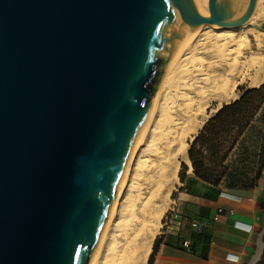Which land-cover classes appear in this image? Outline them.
<instances>
[{
    "label": "water",
    "instance_id": "obj_1",
    "mask_svg": "<svg viewBox=\"0 0 264 264\" xmlns=\"http://www.w3.org/2000/svg\"><path fill=\"white\" fill-rule=\"evenodd\" d=\"M260 0H0V264H92L166 67Z\"/></svg>",
    "mask_w": 264,
    "mask_h": 264
},
{
    "label": "bare ground",
    "instance_id": "obj_2",
    "mask_svg": "<svg viewBox=\"0 0 264 264\" xmlns=\"http://www.w3.org/2000/svg\"><path fill=\"white\" fill-rule=\"evenodd\" d=\"M195 1L207 13V0ZM245 83L255 87L264 83V7H258L243 25L206 24L185 34L161 78L92 264H112L119 260L116 254L120 251L118 236L122 226L124 235H132L128 243L125 240L126 246L122 244L124 253H120L118 264L130 256L133 264H147L167 210L166 203L179 180L181 160L192 163L188 155L189 140L204 123L207 105L211 100L223 102L237 98L238 87ZM151 154L154 159L150 158ZM142 175L145 182H141L148 185L152 204L148 200L151 206L144 219L130 227L135 198L145 192H140Z\"/></svg>",
    "mask_w": 264,
    "mask_h": 264
},
{
    "label": "crops",
    "instance_id": "obj_3",
    "mask_svg": "<svg viewBox=\"0 0 264 264\" xmlns=\"http://www.w3.org/2000/svg\"><path fill=\"white\" fill-rule=\"evenodd\" d=\"M183 183H180V187ZM178 198L170 209L183 217L182 225L167 217L157 234L148 262L157 243L154 264H249L256 261L263 246L264 198L259 188L245 192L221 193L207 197L204 193H190L178 189ZM223 207L220 218L214 216ZM204 224L201 230L193 221ZM185 240L192 247L184 245ZM254 264V262L252 263Z\"/></svg>",
    "mask_w": 264,
    "mask_h": 264
},
{
    "label": "rangeland",
    "instance_id": "obj_4",
    "mask_svg": "<svg viewBox=\"0 0 264 264\" xmlns=\"http://www.w3.org/2000/svg\"><path fill=\"white\" fill-rule=\"evenodd\" d=\"M262 1L263 0H261L260 4H259L260 8L264 7V1L263 2ZM164 73H163V75H164ZM254 87L255 86H253L249 83H245V84H242L238 87L237 98H232L229 101H223V102H220L218 100H211L210 101V103L207 105V108L205 110L206 116H205L204 123L199 128V130L192 136V138L189 140L188 155H189V151H190V148L192 146V143L194 142L196 137L200 134L201 130L204 128V126L207 124V122L218 112V110L224 104L231 103V102L235 101L236 99L240 98V96L243 93V89L254 88ZM256 87H259V86H256ZM255 119H256V121L254 123V126H260L264 122V108L261 109L257 113ZM262 141H263V139L260 136H258V129L251 127L250 130H246L244 135H242L240 137V140H239L237 147L231 153L224 156V154L222 152H218L219 153L218 157H215L216 154L213 153V150L211 148L207 149V150H203V148H200L202 146V144L199 143L198 149L200 148L201 152H203V155L207 157V160L209 159L207 163H208V167L210 169L209 174L211 176L212 182L209 183L205 179H203L202 177H197L195 175V172H194L193 163L189 164L185 160L184 161L181 160L180 168H179V172H178L179 180L174 184L175 186L173 187V191L170 194V196L168 198L169 200L166 203L167 210L165 211V213L163 215V218L161 221V226L159 228V233H160V230L162 229V223L164 222V219L166 218V216H169V214H170V211H171L170 206L173 204V200L175 198H178V193H179L178 189L180 188V183H182L181 179H180L181 172L185 176H190L193 178V182H194L193 183V189L198 193H204V192L210 191L213 188H217L220 191H229V192H245V191H249L252 189L259 188L261 190V194L263 195V198H264V145H263L264 143ZM152 156H153V154H151L150 158L154 159V156L153 157ZM183 162H186V164H188L189 169H183V166H182ZM142 176H141V178H139V185L142 183L141 186L143 187V189H140V192H144V191L145 192L143 193L144 195L143 194L140 195V196H142V199L140 198V196H139V198H135V200H136L134 202V208L135 209L132 210V211H135L133 214L134 218H133V216H131L132 217L131 218L129 215V219L131 218L130 222L132 224V225H130V227L131 226L134 227V226L139 225L140 224L139 222L144 219L146 212H147V209H149L151 206L149 204L148 200H150V203H151L152 198H150L149 189L146 188V187H148V185L146 183L141 182L143 180L145 182V178H144L145 176H143V179H142ZM146 176L148 177V175H146ZM214 184H217V187H215ZM140 192L138 191V193H140ZM146 194H147V197H146ZM144 196L147 199H145ZM148 196L150 199L148 198ZM122 198L124 199V197H122ZM130 200H132V198ZM121 201H122V199H121ZM127 203L129 204V201ZM144 207H146L145 210H144ZM142 212H143V214H142ZM141 214L143 217L141 216ZM263 214H264V210H263ZM138 217L141 220L138 219ZM137 219H138V221H137ZM262 232H263V234H262L263 246H262V252L259 256V260H261L260 258H263L262 263L264 264V221H263ZM124 233H126V232L123 231V226H122L121 233H120L121 235L119 234L120 236H118V239H119V249L118 250H120V251H118L119 254H116L117 255L116 259L118 258L119 260H117V262L115 261L114 263L112 262V264H118V261H120L121 254L124 253L123 247L127 245V244L125 245L124 242H126L125 240H127L126 243H128L130 238H131V235H132L131 233H129L130 234L129 236L126 234L124 235ZM159 233H157V234H159ZM122 244L124 246H122ZM120 246H121V248H120ZM130 258L128 257L127 259L124 260L123 263L119 262V264H127V263L133 264L132 261L134 259L131 256H130ZM254 260H255V257L252 258V260L250 261L249 264H252L253 262L255 263ZM126 261H127V263H126Z\"/></svg>",
    "mask_w": 264,
    "mask_h": 264
},
{
    "label": "trees",
    "instance_id": "obj_5",
    "mask_svg": "<svg viewBox=\"0 0 264 264\" xmlns=\"http://www.w3.org/2000/svg\"><path fill=\"white\" fill-rule=\"evenodd\" d=\"M264 108V83L259 87L243 89L240 98L235 101L224 104L218 112L207 122L200 134L196 137L189 151V157L193 163L194 172L197 177H202L207 182H212L210 169L208 167L207 157L203 155V150L212 149L215 157L222 152L225 155L231 153L238 145L240 137L250 128L258 129V136L264 143V122L260 126H254L257 113ZM202 146L198 149V144ZM264 145V144H263ZM183 169H189L188 164L183 162ZM183 186L179 189L190 193H196L193 189V178L180 174ZM217 187V184H214ZM223 191L213 188L204 192V196L211 197ZM157 243L149 260L154 264V258L157 253Z\"/></svg>",
    "mask_w": 264,
    "mask_h": 264
},
{
    "label": "built area",
    "instance_id": "obj_6",
    "mask_svg": "<svg viewBox=\"0 0 264 264\" xmlns=\"http://www.w3.org/2000/svg\"><path fill=\"white\" fill-rule=\"evenodd\" d=\"M222 195L229 194V192H222ZM223 211V207H218L217 212L215 213V220H218L220 218L221 212ZM167 220H170V222H173L174 220L178 221L179 225H182L183 223V217L181 216V213L176 211L175 209H171L169 216L167 217ZM192 226L195 227L198 230H202L204 228V224L199 221H193ZM184 245L186 247H192V242L190 240H185Z\"/></svg>",
    "mask_w": 264,
    "mask_h": 264
},
{
    "label": "flooded vegetation",
    "instance_id": "obj_7",
    "mask_svg": "<svg viewBox=\"0 0 264 264\" xmlns=\"http://www.w3.org/2000/svg\"><path fill=\"white\" fill-rule=\"evenodd\" d=\"M260 259H261V260H259V258H258V259L255 261L254 264H263V263H262V259H263V258H260Z\"/></svg>",
    "mask_w": 264,
    "mask_h": 264
}]
</instances>
